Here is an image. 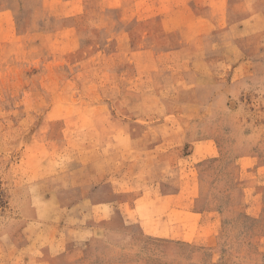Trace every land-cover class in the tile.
<instances>
[{
	"label": "rangeland",
	"instance_id": "obj_1",
	"mask_svg": "<svg viewBox=\"0 0 264 264\" xmlns=\"http://www.w3.org/2000/svg\"><path fill=\"white\" fill-rule=\"evenodd\" d=\"M117 154L174 237L119 218L84 262L25 249L74 237L38 203ZM0 264H264V0H0Z\"/></svg>",
	"mask_w": 264,
	"mask_h": 264
},
{
	"label": "crops",
	"instance_id": "obj_2",
	"mask_svg": "<svg viewBox=\"0 0 264 264\" xmlns=\"http://www.w3.org/2000/svg\"><path fill=\"white\" fill-rule=\"evenodd\" d=\"M163 144H165L164 141L155 142L154 152L159 150ZM172 153L175 154L174 152ZM117 155L121 158V160L117 163L107 162L105 165L106 168L103 171L92 170L90 172L88 169L86 170L85 167L82 168V170H79L82 173V177L87 178V180L86 185L81 187L83 194L73 204H67L66 202L60 200L58 196L53 194H51V196L47 199L43 198V200L38 203L39 206L50 209L51 212L49 213V216L54 219L56 223L53 225H58L60 210L66 209L70 212L69 217H71V214L76 211L75 215L77 213L78 215L75 216L73 221L74 223H68V225L73 226L69 227H72V230L70 231L75 234L74 237L69 239L70 234L72 233H68V235H66V239L63 240V237L58 236L56 232H50V235L47 238L41 240L43 242L46 241L47 243L38 244L41 242L40 240H37L38 238L35 240L28 239L29 244H26L24 247L25 249L29 248L31 250H35V248L45 246L47 251L52 253L53 256H56L65 252L64 248L68 242L74 241L80 245L85 244L88 248L85 249L78 245L70 249V252L75 255V260H78L75 261V263L79 261L84 262L86 257H88V251L91 248L89 247L90 244L88 245L86 243L89 241H95L94 239L96 237L98 238L105 232V227L108 229L111 223L119 218L124 225L138 226L142 234L148 233L149 235L156 236V231L161 228L169 232V238L172 239L174 237V231L176 230L174 228L176 223H173L174 219L171 217L158 216V214H152L150 217H145L141 213L143 209L140 205L147 199V194L146 192L137 194V192L132 191V186L138 185L140 181L131 178V175L129 174L131 171V163L125 160V155ZM155 155L159 156V154ZM116 164H118V166H116L117 169L112 166ZM125 168L128 170L126 173ZM78 173L79 172L77 171V174ZM140 174L141 171L138 173V177ZM105 186H107L108 192L106 195L99 197L98 192L95 189H101ZM160 193L161 201L155 203L157 207L155 211L156 213L160 210V208H164V203L168 207L169 211H179L180 208H177L178 205L182 206V203H186L188 199L185 197V191L182 188H179L174 193L163 194L162 190H160ZM180 200L182 201L180 202ZM194 213L202 216V214H199L200 212ZM211 224L212 220L209 217H206V215L205 217L202 216L199 221L200 227H207Z\"/></svg>",
	"mask_w": 264,
	"mask_h": 264
}]
</instances>
